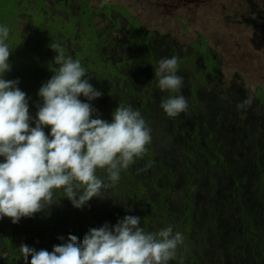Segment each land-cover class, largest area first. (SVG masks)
Returning a JSON list of instances; mask_svg holds the SVG:
<instances>
[{
  "label": "trees",
  "instance_id": "obj_1",
  "mask_svg": "<svg viewBox=\"0 0 264 264\" xmlns=\"http://www.w3.org/2000/svg\"><path fill=\"white\" fill-rule=\"evenodd\" d=\"M36 1L38 6L31 3L29 10H27V3L23 6L19 0L13 1L18 13H21L18 33L21 34L20 29L23 26L26 31L24 35H19L20 42L16 41L14 45L11 40L7 42L10 49H13L11 55L15 59L9 58L12 68L4 76L8 80L19 78L18 86L30 98V114L34 119L38 111L36 104L40 102L38 91L42 84L51 78L57 67L53 63L57 53L50 48V44L55 43L64 48L66 56L80 60L86 69L87 76L90 77V83L103 93L102 97L91 101L93 106L98 109L100 118L111 121L112 113L118 105H131L139 111L145 110L146 114H141L151 129L154 127L157 114L162 113L157 132H160L162 136L169 133V126L167 127L161 121L167 114L160 105L163 100L174 93L168 91L160 96L159 101L156 100V83L158 85V82L155 79L154 67L162 58L176 56L180 68L182 57L174 52L175 46L169 44L167 36H164L160 41L156 39V36L153 38V32L144 31L142 22L121 4L118 6L107 4L106 7H101V10L107 8L108 12L102 13L98 9L99 7H92L87 0H79V4L76 0L78 5L75 8L79 10L77 15L72 16L70 12L65 14L67 10L71 11L73 8L70 0L54 1V6L51 8L43 7L44 0ZM3 8L1 6L0 9ZM17 14L10 12L9 15L4 16L0 13V25H6L10 29V36L11 34L14 36L12 21L19 19ZM103 15L110 19L115 17L111 25L108 24L109 22H104L109 26L98 28L95 22L98 21L99 16L103 19ZM123 19L128 23L125 44L130 42L131 49L125 48L121 41H115L109 35V29L118 28ZM71 29L72 33H70ZM67 32L68 34H66ZM69 34L72 35L68 40ZM195 43L196 45L198 43L206 45L203 37ZM207 50L208 47L201 51ZM188 51L193 52L192 46L188 48ZM185 59H187V63L184 61L181 68L187 65L189 71L193 73L195 65L193 55ZM11 61L14 62L11 63ZM177 74L184 75L186 77L184 79H188L189 82L192 77H189V73L182 69L178 70ZM206 80L207 78L203 84L205 83L208 87V83L211 82ZM139 81H143L142 88H139ZM200 85L197 81L192 80L191 85L186 86V91L182 93L191 103L193 110V113H189V110L184 113L186 114L185 119L193 120L194 115L198 118L199 114L195 107L202 114L200 120L195 121L193 128L196 140L190 138L186 143L180 141L185 145L188 142L192 145L189 150L191 157L186 161L188 163L186 177L177 176V172L171 167L168 170L164 169V161L169 162L170 155L153 149L154 145L151 142L152 144L149 146L150 150L152 146L151 158L154 156L158 158V175L155 180L158 181L161 177L165 179L163 184L159 183L157 186L153 184L157 190L159 188L158 201H152L148 197L149 193L146 188L140 187L142 182L135 178L132 171L136 165L132 164L127 170L121 171L119 182L105 192V198L94 197L82 209L73 207L67 198H61L59 203L52 205L46 211L37 213L32 218H21L18 224H13L10 218L6 220L4 217L3 220H0V264H24L19 250L22 243L37 250L52 251L54 245L64 242L60 243L58 240V243H55L56 237L63 236L67 240L71 234L76 235L82 241L87 233L83 230L84 228H97L105 223L115 225L126 215L140 216L142 218L141 227L145 231L158 232L170 226L169 222L172 221L176 207H184L183 216L180 215L182 219L172 228L174 232L178 231L183 234L184 241L188 242L189 239L194 238L193 232L199 231L196 224L199 221L206 223L205 233L207 236L215 233L219 228L218 232H221L222 237H224L222 228L236 222L239 236L242 233L252 240L249 248L235 250L234 246H230L224 251L218 252V259L215 263L208 259L205 251L184 253L182 250H178V256L182 257L183 264H261L255 260L258 251L264 254L263 248H261V243L264 245V198H262V194L264 195V153L259 152L263 143L258 136V132L262 131L263 126L251 110L253 106L238 110L237 105L245 99L240 92L234 91L235 93L230 95L227 101L223 100L222 96L215 91H207L210 85L205 91H201L204 85ZM258 92V99L264 103L262 87H259ZM80 99L88 102L83 96ZM176 124L178 125V123ZM31 126L35 127V123H32ZM44 130L50 134V127H46ZM151 136H155L154 130L151 131ZM165 143L168 144L166 149L169 150L172 147V142ZM210 146H215L218 149L215 151L216 158H212L208 154L207 149ZM224 146L229 150L232 149L231 152L225 151ZM144 158L150 160L148 156H144ZM139 159H136L135 163ZM0 162H3L2 157H0ZM197 168H200L203 173L200 181L204 182L203 184L208 188H212L203 200L197 199L193 186ZM97 175L107 181V173L104 170L98 169ZM174 183L183 184L185 192L191 198L174 199L172 193ZM236 187L238 190L235 189ZM255 189H259L256 194L260 195L257 204H253L247 199L248 195L254 194ZM180 191L182 192V190ZM167 192H169L168 196L163 197ZM231 194L234 196L232 197ZM205 207H210V210L207 211ZM201 210L205 217L200 215ZM220 217L222 219L226 217V219L218 224L216 220ZM212 220L213 224H211ZM81 225H83V229ZM259 238H261V243ZM237 240L240 241V238ZM257 241L259 245L256 248L254 243ZM198 248L202 249L199 245ZM6 253L8 257L4 258ZM30 261L31 257H29V264ZM178 262L170 261L169 264H178Z\"/></svg>",
  "mask_w": 264,
  "mask_h": 264
},
{
  "label": "clouds",
  "instance_id": "obj_2",
  "mask_svg": "<svg viewBox=\"0 0 264 264\" xmlns=\"http://www.w3.org/2000/svg\"><path fill=\"white\" fill-rule=\"evenodd\" d=\"M9 36L10 29L0 25V220L8 217L18 224L61 198L77 209L94 197L105 198V192L119 182L121 171L146 154L151 128L131 105H118L111 121L100 118L91 101L103 93L90 83L80 60L66 56L55 43L50 48L57 53L53 60L57 67L38 91L34 119L19 78H4L12 68ZM178 69L176 56L162 58L154 67L159 89L174 93L160 105L172 118L189 109ZM252 103L248 96L237 108L244 110ZM98 169L107 173V181L97 175ZM141 221L140 216L126 215L115 225L90 228L82 241L76 235L70 234L67 240L60 236L64 242L52 251L24 243L19 250L24 264H29V257L30 264H182L178 250L184 245L183 234L171 226L147 232Z\"/></svg>",
  "mask_w": 264,
  "mask_h": 264
},
{
  "label": "rangeland",
  "instance_id": "obj_3",
  "mask_svg": "<svg viewBox=\"0 0 264 264\" xmlns=\"http://www.w3.org/2000/svg\"><path fill=\"white\" fill-rule=\"evenodd\" d=\"M14 1V0H13ZM12 0H0V8L3 6V9H0V13L4 16L9 15V13H18L15 3ZM44 6L51 8L54 6L55 2H62L64 0H44ZM92 7H99L100 12L107 13L108 10L103 9L101 7H106L107 4L114 5H123L126 10L131 12L142 22V28L144 31H152L153 38L156 36V39L159 41L164 38V36L168 37V42L172 46H175L174 52L182 57V61H186V57L193 55L194 61H198V63L194 65V71L191 73L189 71L188 66H184L181 68L185 72L189 73V77H191L190 82L188 79H184V85L182 91H186V86L191 85V81H197L201 88V91H205L206 88L209 87L207 91H215L218 95H221L223 100L229 99L230 95H233L236 92H240L245 99L248 96L253 98V103L251 109L255 115H259V120L261 121V125L263 126L262 131L258 132V136L261 139L263 145L262 149L259 152L264 153V112L258 111L260 107H256L257 103H261L258 99L259 87H262L264 90V0H87ZM71 2V11L67 10L65 14L70 12L72 16L77 15L78 8H75L80 2L78 0V4L76 0H70ZM19 3L24 6L27 3L29 7L32 5H37L36 0H19ZM11 4V5H10ZM60 7L62 5H59ZM42 9V8H41ZM111 11V10H109ZM61 13V12H60ZM112 13V11H111ZM20 12L17 14L19 19H13L12 23L14 28L12 29L14 32L9 36L8 40H11L12 45L16 43V41L20 42V36L25 34L26 29L21 27V34L18 33V23L21 20ZM63 14V13H62ZM102 17H98V21H96V26L98 28H104L106 26L111 25L113 18L110 19L108 16L103 15ZM77 17V16H76ZM104 22H109V25H105ZM128 23L123 19L122 23L118 28L109 29V32L112 37L111 39L115 41H121L122 45L125 48H130V42L127 40V45L125 44V36L127 35ZM72 29L70 33H72ZM68 34V32L66 33ZM20 35V36H19ZM71 35L69 34L68 40L71 39ZM74 37V35H73ZM204 38L208 50L202 53L206 47V45L202 43H198L196 45L195 42L199 41L200 38ZM6 42H9V41ZM192 46L193 52H189L188 48ZM197 47V49H196ZM171 48V46H170ZM203 50V51H201ZM22 51V49H21ZM20 54H22L20 52ZM19 55V54H17ZM130 55V54H129ZM10 58L15 59L12 55ZM14 61H11V63ZM186 78L185 76H182ZM209 80L208 87H206L204 80ZM145 81V79H144ZM143 81H139V88L143 87ZM187 84V85H186ZM138 87V86H137ZM157 94L155 95L156 100L159 101L161 95H164L168 91H162L159 89L156 83ZM206 91V92H207ZM205 94V93H204ZM189 113H193L191 109V103H189ZM196 112L199 114L198 118L194 115V119H189V128H190V137L195 134L193 130L195 126V121L200 120L202 114L200 110L195 107ZM141 113L146 114L145 110L141 109ZM203 113V112H202ZM166 114V113H165ZM184 113H181L179 116L175 118H180ZM162 113L157 114L154 127L151 131H155V136L153 139L155 140V145L158 150H161L162 154H170L171 161L164 163V169L168 170L171 167L173 170L177 172V175L180 177H186L183 168V162L188 161L191 157L192 145L188 142L187 145L180 142L183 141L180 139L179 131H174L175 133H167L165 136H162L160 132H157L158 122ZM205 116V113H204ZM168 115L161 119L167 127L171 124L173 119ZM240 121V120H239ZM183 123V122H182ZM231 123V122H230ZM234 124V120H232ZM187 124L183 126H179L180 129H183ZM235 125V124H234ZM159 129V128H158ZM182 131V130H181ZM170 132V130H169ZM192 136V137H193ZM190 137L188 138L190 140ZM201 139V138H200ZM165 142H172V147L169 150L166 149L167 145ZM205 145V144H204ZM203 145V146H204ZM150 144L147 145L146 154L150 153ZM223 146V145H222ZM225 151L229 153V150L226 146ZM218 149L215 146H210L207 149L208 154L212 158H216V152ZM228 153V154H229ZM144 156H147V155ZM141 158L142 162L148 160ZM144 168V167H143ZM144 178H141L142 184L141 188L145 187L146 191L149 193V198L152 201H158L157 197H160L158 194V190L153 186L155 184H163L165 182L164 178H159V180H155V177L158 175V171L156 166L152 164L151 170H145ZM137 173V170L135 171ZM135 175V174H134ZM196 177L194 180V188H195V196L197 199H205L208 195L209 191L212 188H208L204 182L200 181V177L203 175L202 170L200 168L196 169ZM136 177V176H135ZM153 178V180H151ZM138 179V178H137ZM163 179V180H161ZM155 182V183H153ZM174 190L172 193L174 194V199L180 200L185 199L186 197L191 198L187 192H185V188L183 184L174 183ZM172 186V187H173ZM164 190V188H163ZM182 190V192L180 191ZM169 192L165 193L164 196H168ZM192 196V194H191ZM259 194H255L252 198H247L253 204L258 203ZM262 198L264 195L262 194ZM195 199V198H194ZM200 201V200H199ZM184 208V207H183ZM183 208L176 207L174 209L172 215V221L169 222V225L173 227L174 225L179 223V220L182 219L183 216ZM197 208V207H196ZM210 210V207H205ZM198 209V208H197ZM179 210V211H177ZM198 212V211H197ZM204 215L203 211H200V215ZM182 215V216H180ZM179 217V219H178ZM205 217V215H204ZM8 220V217H5ZM226 219L224 217H220L216 220L218 224H221ZM215 222V223H216ZM232 223V222H231ZM198 226V232L194 233V238L189 239V241H184V245L179 249L184 253H188L189 251H205L207 257L212 262H217L218 252L224 251L230 246H234L235 250L237 248H249L251 245V239L244 236V234H240L237 232L238 224L235 222L233 225H227L222 228V232L224 233V237L217 228L215 233L207 236L205 233V228L207 225L203 221H199L196 223ZM213 224V220L211 221ZM196 226V228H197ZM83 229V225H81ZM218 227V226H217ZM98 228V227H97ZM85 232H88L89 229L84 228ZM82 230V233H83ZM259 235V234H258ZM197 236V238H195ZM41 237V236H40ZM37 237V238H40ZM55 243H58V237H56ZM55 238V239H56ZM240 238V241L237 239ZM62 241L60 240V243ZM259 242L261 243V238H259ZM257 241L254 243L257 248L259 245ZM198 245L202 248L199 249ZM261 248L264 245L261 243ZM258 251V250H257ZM257 259L255 261L261 262L264 264V254L258 251ZM8 254L4 255V258H7ZM180 261L178 262V264ZM183 264V263H182ZM260 264V263H258Z\"/></svg>",
  "mask_w": 264,
  "mask_h": 264
},
{
  "label": "flooded vegetation",
  "instance_id": "obj_4",
  "mask_svg": "<svg viewBox=\"0 0 264 264\" xmlns=\"http://www.w3.org/2000/svg\"><path fill=\"white\" fill-rule=\"evenodd\" d=\"M155 41H156V39H155ZM202 53H204V52H202ZM196 64L198 63V61H196L195 62ZM183 64H184V62H182L181 63V65L183 66ZM178 70H181L180 68L178 69ZM184 71V70H183ZM182 76H184V75H182ZM182 93H184L183 91H182ZM186 93V92H185ZM256 107H260L259 109H258V111H261V112H264V103H261L260 105H258V103H257V106ZM185 116H186V114H183L180 118H171V119H173V121L171 122V124L170 125H168L169 126V130H170V132L169 133H172V135H173V133H175L174 131L176 130V131H179V134H180V139L181 140H183L182 142H185L186 143V141L187 140H189L188 138L190 137V128H189V123L187 124L186 122H189V119H185ZM256 117H257V119H259V115L258 114H256ZM183 122V123H182ZM176 123H178V125L176 124ZM185 124H187L183 129H180L179 128V126H183V125H185ZM195 127V126H194ZM168 130V131H169ZM182 130V131H181ZM194 130V129H193ZM195 131V130H194ZM154 137V136H153ZM153 137H152V143H153V145H154V148L153 149H157V147H156V145H155V140L153 139ZM197 137L199 138V135L197 134ZM191 139H194V140H196V137H190ZM151 143V144H152ZM151 151H152V146H151ZM148 157H149V159L150 160H145L144 162H142V160H141V158L136 162V163H134L133 164V166H135L136 165V168L132 171L135 175L134 176H136L135 178H138V179H141V178H144V176H145V172H147V171H145V170H151V168H152V164H154L155 166H156V169L158 170V167H157V157L156 156H154L153 158H151V155H152V153H150V154H146ZM167 155H170L169 153L167 154ZM169 161H171V156H170V160ZM163 163V162H162ZM164 163H165V161H164ZM183 168H184V172H185V174H187L188 173V163L186 162V161H184L183 162ZM144 167V168H143ZM137 170V173H135V171ZM176 172V171H175ZM169 174H170V172H169ZM176 175H177V173H176ZM178 176V175H177ZM151 180H153V178L151 179ZM236 190H238V187H236L235 188ZM257 192H259V189H255L254 190V194H256ZM253 193V192H252ZM254 194H250V195H248V198L250 197V198H252L253 196H254ZM231 196L233 197L234 195L233 194H231ZM3 220V219H2Z\"/></svg>",
  "mask_w": 264,
  "mask_h": 264
}]
</instances>
